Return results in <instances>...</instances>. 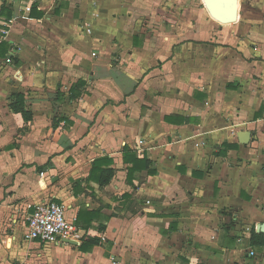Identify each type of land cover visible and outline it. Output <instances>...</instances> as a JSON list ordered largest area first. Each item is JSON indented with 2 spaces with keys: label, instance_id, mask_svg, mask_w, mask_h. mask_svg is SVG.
Wrapping results in <instances>:
<instances>
[{
  "label": "crops",
  "instance_id": "crops-1",
  "mask_svg": "<svg viewBox=\"0 0 264 264\" xmlns=\"http://www.w3.org/2000/svg\"><path fill=\"white\" fill-rule=\"evenodd\" d=\"M8 56L0 264H264L249 243L264 222V0H238L232 23L203 0H0ZM125 147L154 173L129 184ZM102 157L100 189L87 177ZM48 200L98 212L81 231L100 244L24 239Z\"/></svg>",
  "mask_w": 264,
  "mask_h": 264
},
{
  "label": "trees",
  "instance_id": "trees-1",
  "mask_svg": "<svg viewBox=\"0 0 264 264\" xmlns=\"http://www.w3.org/2000/svg\"><path fill=\"white\" fill-rule=\"evenodd\" d=\"M74 97V94L72 95ZM16 100L11 103V108L14 112H19L26 119L29 116L27 110L24 109V103L19 95L15 96ZM124 161L127 163V182L130 184L134 173L145 171L148 175L154 173V170L150 169V160L147 158L138 159L130 152V150L124 148ZM111 160L107 157H102L93 160L90 173L87 177V181L95 182L99 188L102 189L106 186L114 176V169L110 167ZM99 215L98 212L80 210L75 218V224L79 229L87 230L92 225V221ZM105 228L100 224L98 229L102 231ZM81 248L88 249L94 245L100 244V239L83 235ZM249 243L259 248H264V232H260L253 227L250 233ZM88 247V248H87Z\"/></svg>",
  "mask_w": 264,
  "mask_h": 264
},
{
  "label": "built area",
  "instance_id": "built-area-1",
  "mask_svg": "<svg viewBox=\"0 0 264 264\" xmlns=\"http://www.w3.org/2000/svg\"><path fill=\"white\" fill-rule=\"evenodd\" d=\"M24 11L29 12L27 5ZM90 32V29H87ZM6 33V32H5ZM10 57L0 58V68L9 62ZM67 207L63 203L53 200L38 203L34 210L26 217V230L24 239L36 240L43 244L57 243L59 240L78 241L82 237V231L75 224V218H68ZM249 255H256L249 251ZM113 263L116 262L113 260Z\"/></svg>",
  "mask_w": 264,
  "mask_h": 264
},
{
  "label": "water",
  "instance_id": "water-1",
  "mask_svg": "<svg viewBox=\"0 0 264 264\" xmlns=\"http://www.w3.org/2000/svg\"><path fill=\"white\" fill-rule=\"evenodd\" d=\"M204 6L210 15L221 23H232L237 17L238 0H203ZM249 135L247 131L239 133L240 142L246 143V137ZM257 230L264 232V222L257 225ZM69 243H75L74 240H66Z\"/></svg>",
  "mask_w": 264,
  "mask_h": 264
}]
</instances>
